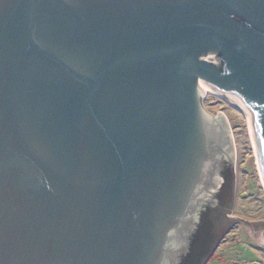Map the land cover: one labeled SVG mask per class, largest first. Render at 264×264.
Returning <instances> with one entry per match:
<instances>
[{
	"label": "water",
	"instance_id": "1",
	"mask_svg": "<svg viewBox=\"0 0 264 264\" xmlns=\"http://www.w3.org/2000/svg\"><path fill=\"white\" fill-rule=\"evenodd\" d=\"M206 93L245 114L264 193V0H0V264H204L234 223L264 249ZM211 123L230 187L192 200Z\"/></svg>",
	"mask_w": 264,
	"mask_h": 264
},
{
	"label": "rangeland",
	"instance_id": "2",
	"mask_svg": "<svg viewBox=\"0 0 264 264\" xmlns=\"http://www.w3.org/2000/svg\"><path fill=\"white\" fill-rule=\"evenodd\" d=\"M199 102L208 114H223L232 135L235 163L231 217L249 223L264 222V193L254 160L246 116L212 94L206 93ZM204 264H264V249L253 246L242 227L234 223L217 242L212 256Z\"/></svg>",
	"mask_w": 264,
	"mask_h": 264
},
{
	"label": "flooded vegetation",
	"instance_id": "3",
	"mask_svg": "<svg viewBox=\"0 0 264 264\" xmlns=\"http://www.w3.org/2000/svg\"><path fill=\"white\" fill-rule=\"evenodd\" d=\"M217 120L213 119V124H216ZM211 123V128L210 130L207 129L205 130L207 135H212L214 138H211V143L209 145V148L203 153V156L199 158H193L192 165H193V178L191 181V185L189 186V189L192 190L193 192V197L191 198L194 200L197 194L200 193H208L207 196L213 198L212 193L218 191L220 197L224 196V193L228 190L229 188V172H230V165L229 168H226V166L221 168V163H225V158L227 159L228 163L231 164L230 162V155H229V147H228V141L222 135L220 130L218 129V126H214ZM215 148L217 151H215ZM226 161V162H227ZM216 169H222L223 170V177H221V182L216 183L214 179V172ZM197 192V194H196ZM203 208H205V212L201 216V223L200 226L196 229L198 232L195 234L196 237L193 242V247H192V253L194 256H198L199 252H202L203 250V240L205 238L206 232L205 229L207 230V235H210V227L208 228V224L214 226L215 221L212 220L210 216L211 210V204L210 202H205L201 204ZM218 218L220 216L218 215ZM216 218V220L218 219ZM211 220V221H210ZM210 225V226H211ZM215 242V236L212 237V242L213 243L210 247V252H208V257L213 253V245ZM196 254V255H195ZM193 259V258H192ZM207 260V259H206ZM203 264V263H202Z\"/></svg>",
	"mask_w": 264,
	"mask_h": 264
},
{
	"label": "bare ground",
	"instance_id": "4",
	"mask_svg": "<svg viewBox=\"0 0 264 264\" xmlns=\"http://www.w3.org/2000/svg\"><path fill=\"white\" fill-rule=\"evenodd\" d=\"M219 98V97H218ZM221 99V98H220ZM223 100V99H222ZM228 103V102H227ZM229 104V103H228ZM230 105V104H229ZM233 109L239 111L240 113H243L242 111L238 110L237 108L233 107L232 105H230ZM245 115V114H244Z\"/></svg>",
	"mask_w": 264,
	"mask_h": 264
}]
</instances>
